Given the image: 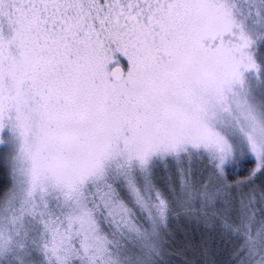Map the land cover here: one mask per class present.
<instances>
[{"label":"snow or ice","instance_id":"snow-or-ice-1","mask_svg":"<svg viewBox=\"0 0 264 264\" xmlns=\"http://www.w3.org/2000/svg\"><path fill=\"white\" fill-rule=\"evenodd\" d=\"M0 264H264V0H0Z\"/></svg>","mask_w":264,"mask_h":264}]
</instances>
